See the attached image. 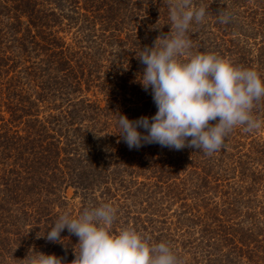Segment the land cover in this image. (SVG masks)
Segmentation results:
<instances>
[{
    "label": "trees",
    "instance_id": "obj_1",
    "mask_svg": "<svg viewBox=\"0 0 264 264\" xmlns=\"http://www.w3.org/2000/svg\"><path fill=\"white\" fill-rule=\"evenodd\" d=\"M193 2L209 12L190 26L192 51L264 81V0ZM169 24V0H0V264L32 250L70 264L78 238L43 236L104 203L114 234L164 242L180 264H264V127H235L211 156L119 136L117 115L157 111L137 55ZM252 114L264 121V101Z\"/></svg>",
    "mask_w": 264,
    "mask_h": 264
},
{
    "label": "clouds",
    "instance_id": "obj_2",
    "mask_svg": "<svg viewBox=\"0 0 264 264\" xmlns=\"http://www.w3.org/2000/svg\"><path fill=\"white\" fill-rule=\"evenodd\" d=\"M208 12L193 0H169L170 31L158 36L152 47L140 49L137 58L145 65L140 84L145 91L151 89L157 111L151 118L133 121L117 115L119 136L129 149L154 143L177 151L190 147L211 156L224 148L235 127L246 133L264 127V121L252 114L255 105L264 101V81L259 74L215 53L192 51L190 26L203 23ZM216 18L222 24L232 20L226 10H220ZM115 219L116 209L104 203L85 208L78 218L60 215L43 237L60 243L65 229L75 235L78 251L73 249L70 264H180L164 242L150 244L130 227L114 234ZM23 261L66 264L61 257L34 250Z\"/></svg>",
    "mask_w": 264,
    "mask_h": 264
},
{
    "label": "rangeland",
    "instance_id": "obj_3",
    "mask_svg": "<svg viewBox=\"0 0 264 264\" xmlns=\"http://www.w3.org/2000/svg\"><path fill=\"white\" fill-rule=\"evenodd\" d=\"M260 192H261V191H260ZM260 192H256L255 194H256L257 197H259V198H261L262 200H264V195H263V193H260Z\"/></svg>",
    "mask_w": 264,
    "mask_h": 264
}]
</instances>
